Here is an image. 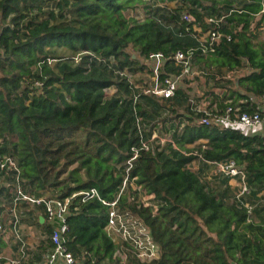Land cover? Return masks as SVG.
<instances>
[{
  "label": "trees",
  "instance_id": "obj_1",
  "mask_svg": "<svg viewBox=\"0 0 264 264\" xmlns=\"http://www.w3.org/2000/svg\"><path fill=\"white\" fill-rule=\"evenodd\" d=\"M263 4L0 0V155L14 161L22 186L38 197L63 200L90 189L107 203L118 197L119 213L149 229L159 251L156 260L137 259L108 234V206L81 194L71 199L66 219V248L76 264H123L117 252L124 264H264V135L216 119L227 106L260 111L252 98L264 97V41L256 31L264 25ZM193 27L230 40L203 51L207 42ZM187 49L190 69L200 74L181 82L202 79L212 122H202L206 116L192 103L200 97L190 88L156 98L128 79L148 71L149 54ZM181 72L167 60L161 78ZM152 135L165 141L141 149ZM132 149L137 156L129 167ZM228 161L242 170L249 190L240 200L230 178L216 172ZM13 174L0 171V179L11 182ZM144 196H152L146 206ZM35 210L24 206L23 221L45 238L30 263L51 247L50 229Z\"/></svg>",
  "mask_w": 264,
  "mask_h": 264
},
{
  "label": "built area",
  "instance_id": "obj_2",
  "mask_svg": "<svg viewBox=\"0 0 264 264\" xmlns=\"http://www.w3.org/2000/svg\"><path fill=\"white\" fill-rule=\"evenodd\" d=\"M264 18V4L263 9L260 11ZM181 20L189 22L190 19L187 14L181 15ZM207 23H212L211 18L206 19ZM194 31L200 34L198 40L207 45H202L203 51L207 49L212 51L213 44L218 42L223 37L230 40V34H223L218 30H208L202 33L200 29L193 27ZM193 49L185 51H176L170 56H166L162 52H155L149 54L144 60L145 66L148 71L147 79L136 85V88L144 95L155 96L156 98L168 99L172 98L179 87L181 78L188 76L193 78L198 76L200 72L197 69H190L189 63L192 58ZM167 60H173L175 66H181V74L178 76H166L161 78L164 71V65ZM131 82L132 77L128 76ZM36 87H40V82L34 83ZM209 95H203L200 100L192 102L196 108L202 111L204 116L210 118H203L202 122H212L216 117L208 112ZM263 105L259 112H246L241 111L238 107L227 106L217 119V123L221 125H230L234 127H241L243 130H251L260 125L263 121L264 114V97ZM138 121V119H137ZM0 139V147L1 142ZM163 143L165 139L152 135L148 142L142 141L141 149L148 150L150 142ZM133 155L127 161L129 167L137 156V150L132 149ZM0 171L8 172L13 171V180L6 182L3 178L0 179V264H76V258L66 248V233L68 231L67 216L69 215L70 201L76 195L84 194L88 198L96 197L99 199L96 191L90 189L87 192H79L73 194L70 198L63 200L38 197L31 192H27L20 182V172L14 161L6 156L0 155ZM216 172L222 173L230 178V185L236 188V198L240 200L243 196L247 195L249 190L244 182V174L233 161L218 163L216 165ZM231 181L233 184H231ZM125 182L123 183L124 187ZM10 195V200L6 201L5 195ZM152 196H144L142 203L144 206L148 205V200ZM100 202L107 205L108 217L106 229L108 234L114 239L125 242L126 245L131 246L132 254L140 261L156 260L159 257L157 245L153 242L150 231L137 221H130L124 219L119 213L117 201L118 197L107 203L101 199ZM24 206L28 208H36L35 216L39 224H44L50 229L48 239L50 242V249L42 250L38 255V260L29 262L32 257V251L40 245L41 241L45 238L40 228L35 224H29L25 220ZM248 207L247 204H245ZM40 211H43L40 212ZM43 220L40 222V218ZM126 251H128L126 249ZM120 258L125 261V254L117 252ZM6 254V258L4 257ZM8 254V255H7Z\"/></svg>",
  "mask_w": 264,
  "mask_h": 264
},
{
  "label": "rangeland",
  "instance_id": "obj_3",
  "mask_svg": "<svg viewBox=\"0 0 264 264\" xmlns=\"http://www.w3.org/2000/svg\"><path fill=\"white\" fill-rule=\"evenodd\" d=\"M263 16V15H262ZM256 21H258V19L256 18L255 19V22ZM254 24V23H253ZM253 27H254V25H253ZM257 31V33L259 34V39L260 40H262V41H264V25L262 24V25H259V27H258V29L256 30ZM127 52H129V53H133V51H132V49L131 48H128L127 49ZM147 79V74L146 73H144V72H142V73H138V74H136L135 76H132V81L133 80H137V81H139V82H142L143 80H146ZM232 79V78H231ZM233 79H235V78H233ZM189 80H190V78H189ZM180 86H182V87H188V88H190V92H191V94L195 97V98H199V97H201L202 96V93H203V90L205 89L204 87H203V83H202V79H199L198 81H196V82H193V81H189V83L188 84H183L181 81H180V84H179ZM108 93H111V90H109V91H107ZM260 105H263V100L261 99V98H254ZM195 168V167H194ZM193 168V169H194ZM211 173V172H210ZM210 173H208V175H210ZM231 184H233V182L231 181ZM8 255V254H7ZM5 258H6V254H5V256H4Z\"/></svg>",
  "mask_w": 264,
  "mask_h": 264
},
{
  "label": "crops",
  "instance_id": "obj_4",
  "mask_svg": "<svg viewBox=\"0 0 264 264\" xmlns=\"http://www.w3.org/2000/svg\"><path fill=\"white\" fill-rule=\"evenodd\" d=\"M212 93H216L218 94L219 91H222V89H212L211 90ZM203 96V95H202ZM252 102L256 104L257 108L261 109L262 105H260L255 99L252 98ZM238 129H240L242 132L248 133L249 135H253V134H258V135H264V117H263V121L260 125H258L257 127L252 128L251 130H243L241 127H237ZM195 169V168H194Z\"/></svg>",
  "mask_w": 264,
  "mask_h": 264
},
{
  "label": "water",
  "instance_id": "obj_5",
  "mask_svg": "<svg viewBox=\"0 0 264 264\" xmlns=\"http://www.w3.org/2000/svg\"><path fill=\"white\" fill-rule=\"evenodd\" d=\"M42 220H43V218L41 217V218H40V222H41Z\"/></svg>",
  "mask_w": 264,
  "mask_h": 264
}]
</instances>
